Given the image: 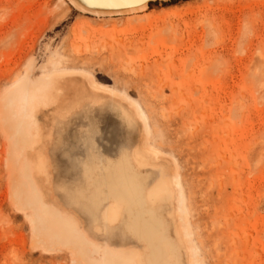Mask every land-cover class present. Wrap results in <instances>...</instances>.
Returning a JSON list of instances; mask_svg holds the SVG:
<instances>
[{
    "label": "rangeland",
    "instance_id": "1",
    "mask_svg": "<svg viewBox=\"0 0 264 264\" xmlns=\"http://www.w3.org/2000/svg\"><path fill=\"white\" fill-rule=\"evenodd\" d=\"M66 69L137 102L150 134L126 100L94 91L81 73L55 79L62 90L33 104L34 150L15 151L0 120V264H74L66 248L35 246L30 211L15 208L11 190L23 155L46 199L74 213L100 244L101 233L63 189L86 186L82 166L92 155L116 159L145 140L179 173L207 263L264 264V0H175L117 16L88 15L67 0H0V117L15 80L27 75L35 86L44 73ZM69 115L65 134L73 140L93 122L102 131L94 152L81 141L71 171L56 147Z\"/></svg>",
    "mask_w": 264,
    "mask_h": 264
},
{
    "label": "bare ground",
    "instance_id": "2",
    "mask_svg": "<svg viewBox=\"0 0 264 264\" xmlns=\"http://www.w3.org/2000/svg\"><path fill=\"white\" fill-rule=\"evenodd\" d=\"M58 58L63 56L58 54ZM49 60L52 66L60 64L53 57ZM75 73L88 76L94 91L126 100L133 114L143 122V133L150 134L143 110L125 94L98 82L84 71L52 70L41 75L35 86L28 82L27 75L18 78L1 98L4 109L0 120L12 138L15 151L24 154V151L34 150L36 138L31 131L35 124L33 104H47L48 93L56 95L62 90L54 80ZM40 90L46 92L41 94ZM121 113L126 121H130L129 111L121 107ZM160 154L159 148L145 140L133 151H121L116 159L92 155L83 163L86 186L77 188L79 199L71 198L76 209L84 212L81 201L99 209L104 202L100 197L105 192H118L122 196L121 215L116 226L109 225L106 229L102 219L97 222L95 213L88 215L102 235L100 244L85 236L73 212L69 215L60 205L46 199L23 155L13 178L11 195L19 212L31 213L28 222L33 244L45 252L66 248L71 251L74 264H208L193 238L180 175L169 174L165 164L158 161ZM35 168L41 173L44 166L37 161ZM173 200H176L175 208L167 210Z\"/></svg>",
    "mask_w": 264,
    "mask_h": 264
},
{
    "label": "snow or ice",
    "instance_id": "3",
    "mask_svg": "<svg viewBox=\"0 0 264 264\" xmlns=\"http://www.w3.org/2000/svg\"><path fill=\"white\" fill-rule=\"evenodd\" d=\"M83 2L87 4H94L97 2H102L105 6L108 7H127V6H135L139 7L148 2V0H83ZM75 7V5H73ZM55 22V21H54ZM71 124V115L67 121L61 123V132H60V140L56 144V147L59 151H61L64 155V160L68 162L69 171L72 170V167L77 163L74 160V156L76 153L79 144L83 140L86 143V147L91 149L92 152L95 151V141L102 135V131L98 123H91L88 130L87 135L84 136L83 130H81L80 134L73 140L69 136H66V130ZM63 191L70 198L79 199L80 192L76 189L72 184H68L64 187ZM104 197H107L105 199ZM104 202L99 209L92 207L87 201H81V207L83 208L85 215L88 216L92 213H95L96 220L99 223L100 220H103L104 227L107 229L109 225L116 226L119 223L120 215H121V200L122 196L118 192H105L104 196H101ZM101 213H103L101 217Z\"/></svg>",
    "mask_w": 264,
    "mask_h": 264
},
{
    "label": "water",
    "instance_id": "4",
    "mask_svg": "<svg viewBox=\"0 0 264 264\" xmlns=\"http://www.w3.org/2000/svg\"><path fill=\"white\" fill-rule=\"evenodd\" d=\"M70 5L73 7L75 10L88 14V15H93V16H117V15H125V14H133V13H139L143 12L146 9L150 8V5L152 3H158V4H163L167 3L170 1H175V0H148L147 3L135 7V6H127V7H108L105 6L102 2H97L94 4H85L83 0H67ZM142 9V7H144ZM163 156H160L159 160H164V164L168 165L171 163L169 160L163 159ZM165 158V157H164ZM169 171L173 174V169L169 166L168 167Z\"/></svg>",
    "mask_w": 264,
    "mask_h": 264
}]
</instances>
